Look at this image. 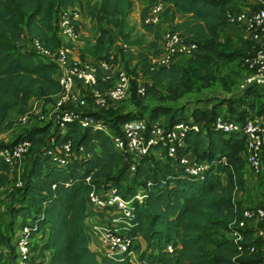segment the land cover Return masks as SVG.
I'll list each match as a JSON object with an SVG mask.
<instances>
[{"label": "trees", "instance_id": "trees-1", "mask_svg": "<svg viewBox=\"0 0 264 264\" xmlns=\"http://www.w3.org/2000/svg\"><path fill=\"white\" fill-rule=\"evenodd\" d=\"M155 1L146 0L140 12L143 28L157 33L161 24L168 25L195 41L198 51L191 54L187 66L179 67L171 62L157 68H150L148 56L141 53L146 81L142 82L144 93L140 94L138 83L134 84L130 78L129 92L135 104L155 94L157 83L164 84L168 100H177L189 91L192 77L209 70L221 59L241 62L248 40L236 36L238 43L234 46L235 40H231L234 35L230 33L227 41H221L228 8L224 0H161L165 5L160 22H144L146 12ZM75 2L82 3V0H0V129L10 125L7 121L10 107L23 113L31 98L49 102L60 91L56 63L40 58L36 51L24 45V40L38 37L49 46L58 45L61 42L56 35L58 11ZM130 7L131 0H99L94 17L99 23L106 21L121 30ZM99 29L96 46L103 43L106 32L102 26ZM158 39L149 45L154 50ZM84 53L86 51L81 55ZM100 57L116 60L109 53L97 58ZM129 72L135 75L138 71L134 66ZM256 88L251 87L246 92ZM260 88L264 95V87ZM248 105L254 114L264 115V100L259 101L254 111L253 103ZM104 108L106 112L102 109L91 112L110 121L115 128L127 119L142 117L135 109L118 112L109 106ZM236 112L238 116L232 118L243 119L248 113L240 108L231 112L232 116ZM218 114L215 105L194 106L189 113L183 105L159 103L152 106L148 113L150 118L164 116L168 126L179 120H190L199 127L187 130L176 156L156 158L151 151L140 158L133 172L105 133L91 125L83 127L76 119L68 121L64 130L58 126L51 130L49 121L18 133L10 143L30 139V159L23 183L18 187V196L9 208L12 231L5 237L0 232V243L8 245L0 256V264H5L7 257L13 254L12 234L20 217L31 218L41 230L42 247L48 254L44 264H133L131 249L143 263L264 264L262 244L252 252L239 251L232 238L222 235L208 248L201 232L207 227L229 232L228 223L238 218L242 209L235 195L245 182L243 174L247 162L242 154L245 139L237 132L215 129L213 121ZM68 140L74 155L66 164H59L45 149L48 143L58 147ZM80 146L85 154L79 151ZM185 153L207 161L202 177L183 171L178 157ZM9 174V165L0 159V186L9 181ZM92 184H102L100 188L114 185L123 195L138 191L144 194L141 200L133 201L134 216L129 230L145 240L144 248L135 242L125 251L107 255L90 246L85 219L91 210L88 192ZM257 240L252 235L247 237V241L256 243ZM169 243L171 250L167 248Z\"/></svg>", "mask_w": 264, "mask_h": 264}, {"label": "built area", "instance_id": "built-area-1", "mask_svg": "<svg viewBox=\"0 0 264 264\" xmlns=\"http://www.w3.org/2000/svg\"><path fill=\"white\" fill-rule=\"evenodd\" d=\"M164 5L163 1L156 0L146 12L144 22H160ZM80 16L78 8H60L56 35L61 42L56 46H49L38 37L31 38L30 48L43 58L54 61L57 66L56 78L61 89L47 102L56 110L50 116V121L53 123L56 119V126L60 130L66 128L68 121L76 119L83 127L91 125L102 131L110 138L122 158L129 163L130 172L134 171L136 163L143 155L154 149L160 150L163 156H176L178 147L184 144L187 130L198 129V123L179 120L168 126L164 116H142L127 119L115 128L110 121L91 112L124 100L129 93L132 75L111 59H82L74 55L73 41L78 35V27L81 26ZM225 17L226 25L221 31L229 34L236 32L249 42L241 57V63L246 69L243 85L246 90L251 87H264V0H251L241 7L229 6ZM122 46L124 49L129 48L126 44ZM197 51L198 45L195 41L168 29L162 33L158 47L148 55V63L150 68L167 66L174 62L175 57L191 55ZM137 92L144 93L142 82L138 83ZM240 108L248 111L243 119L218 114L213 126L224 133L237 132L244 136L245 148L242 154L252 172L259 174L264 172V118L254 114L247 103L241 104ZM39 118L44 119V114H39ZM19 119L22 122L28 121L29 111H24ZM31 144L28 138L14 143L0 141V159L6 162L10 172L15 174L14 184L17 187L23 183L26 166H21V163ZM48 144L46 153L59 164H66L74 155L75 151L69 140L58 147ZM79 151L85 154L82 146ZM178 163L185 173L197 177H202L208 166L207 161L198 159L191 153L180 155ZM143 195L140 191L123 195L114 185L99 188L92 184L88 192L89 205L95 212L106 216V222L98 227L101 240L107 248L105 254L125 251L137 241L138 236L131 234L129 230L134 216L133 201L135 198L141 200ZM249 235L258 238L264 247V187L259 201L242 207L240 216L230 222L229 237L236 243L239 251L256 250V243L247 241ZM43 242L44 238L37 224L31 218L20 217L12 234L13 254L7 257L5 264H44L48 254L42 247ZM167 248L172 249L170 243ZM133 254L134 250L131 249V260Z\"/></svg>", "mask_w": 264, "mask_h": 264}, {"label": "rangeland", "instance_id": "rangeland-1", "mask_svg": "<svg viewBox=\"0 0 264 264\" xmlns=\"http://www.w3.org/2000/svg\"><path fill=\"white\" fill-rule=\"evenodd\" d=\"M224 1L228 7L233 3H240V0ZM145 2L146 0H131V7L124 17L125 26L121 30L110 25L106 21H102L101 23L97 22L94 17V13L97 8L98 0H82V3L75 2L72 7L80 10L82 21L81 26L78 27V35L73 41L74 55L82 59H85L84 57L97 59V57L105 53H109L111 57L116 58L115 62H117L119 66L124 67L126 70L130 71L135 66V70L138 71L137 74L134 75V73H131V79L134 80V84L146 81V78L142 74L143 61L141 59V53L144 54V48L147 47L148 42L153 41L155 38L158 39L160 34L162 36V33L170 28L168 25L161 24L159 31L154 33L147 32L142 27L140 12L146 4ZM100 26L104 27L106 32L103 36V43L96 46V39L100 33ZM220 34L221 41H227L229 33L221 31ZM233 35L234 37L231 38V40L234 39L235 41H233L236 43L234 46H237L238 35ZM30 43L31 38H26L24 40V45L30 47ZM122 44H126L129 48L124 49ZM131 48L134 49L130 50ZM83 51H86V53L81 55ZM37 55L40 58H43L40 54L37 53ZM190 56L191 55L177 56L174 59V63L179 67L187 66ZM245 73V67L238 60L221 59L217 64H213L209 70L192 77L189 91L177 100H168L166 98L164 84L157 83L156 93L147 96L139 104H135L130 91L124 100L109 106V109H115L118 112L135 109L139 111L141 116L148 117L149 109L159 103L183 105L188 113L194 106L212 107L215 105L220 114L231 118L237 117V112L235 116H232L231 112H234L236 109H240L241 104H248L252 102V110L254 111L259 101L264 100V95L260 87L251 90L249 93L246 92L247 90L243 85ZM225 75H228V77L226 78ZM233 106H235L234 110L232 109ZM101 109L103 112H106L107 110V108ZM27 110L29 111V120L22 122L19 119L22 114L21 111L15 107H10L8 109L7 121L10 122V125L0 129V141L2 143H10L18 133L24 131L25 129L46 124L50 121V116L56 112L55 108L50 106V104L46 101H42L41 99L37 100L36 98H31ZM39 114H44L45 118L40 119ZM55 120L52 123L51 130H53L56 126ZM154 156L156 155L154 154ZM29 159L30 149L24 155L21 166H26ZM9 177V181L0 186V232L4 237L9 235L12 231L11 225L9 224L11 222L9 208L14 203L19 193L18 187L14 184L16 177L15 174L10 172ZM98 186L100 188L103 185L98 184ZM260 186V182L250 187L244 185V187L237 192L241 198L240 202L242 207L249 205L252 202H258L257 199L260 197L262 191ZM237 194L236 196H238ZM101 214L104 216L103 213ZM105 222L106 219H104V223ZM228 225L230 226V223H228ZM201 232L206 238V246L208 248L213 245V241L215 239L221 237L222 235L229 236V232L223 233L220 230L210 227L203 228ZM261 244L260 240L256 241L257 246H261ZM6 249H8V245L5 242L0 243V256L2 255L3 250ZM134 258L135 257H133V259Z\"/></svg>", "mask_w": 264, "mask_h": 264}, {"label": "crops", "instance_id": "crops-1", "mask_svg": "<svg viewBox=\"0 0 264 264\" xmlns=\"http://www.w3.org/2000/svg\"><path fill=\"white\" fill-rule=\"evenodd\" d=\"M250 1L251 0H240V3H233L230 6L241 7L243 5L248 4ZM80 17H81V21H82V15ZM147 32H149V31H147ZM231 34H236L239 36V34H237L236 32H233ZM151 42H153V41L148 42L147 47L144 48V50H145L144 54L147 56L150 53H152V51L154 50V47L149 46ZM159 44H160V39L157 40V47ZM133 49L134 48H131L130 50H133ZM84 58L87 59L88 57H84ZM153 153L156 155L155 156L156 158H163L164 157L162 152L158 149H154ZM263 162H264V154H263ZM243 175L245 178L244 185L250 187V186L256 185V184H258V182H260L261 183L260 187L261 188L264 187V172L263 171L259 174H255L254 172H252V170L250 169L248 164H246L244 167V174ZM235 199L241 200L239 195L238 196L235 195ZM257 200L259 201V198ZM252 203H255V202H252ZM90 212L91 213L89 214V216H87L85 219V222L87 223V230L89 231V234H90L89 244L93 249L97 250L98 252L106 253L107 248H106V245L101 240L100 231H99L100 229H98L99 226L104 224V219H106L105 218L106 216H105V214L103 216L101 213L95 212L94 210H92V208H91ZM94 226H96V228H94ZM136 242H138L140 244L141 248H144L146 246L145 240L143 238H141L140 236L137 238ZM136 256H137V253H136V251H134L133 257H135V258L132 259L133 264H155V263L140 262L137 260Z\"/></svg>", "mask_w": 264, "mask_h": 264}]
</instances>
